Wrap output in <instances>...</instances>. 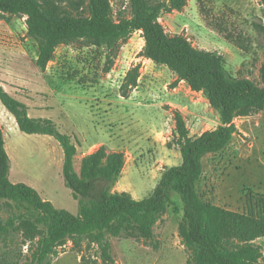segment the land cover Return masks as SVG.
I'll return each instance as SVG.
<instances>
[{
  "label": "rangeland",
  "instance_id": "1",
  "mask_svg": "<svg viewBox=\"0 0 264 264\" xmlns=\"http://www.w3.org/2000/svg\"><path fill=\"white\" fill-rule=\"evenodd\" d=\"M114 21L130 19L129 0H110ZM82 14L89 15L88 1ZM77 14V13H76ZM27 17L4 13L0 18V86L25 103L33 118L51 119L62 133L82 142L76 160L79 172L85 156L105 146L108 153L125 154V167L113 192L147 198L165 169L181 164L174 135L175 112H181L190 136L221 125V116L201 92L178 83L167 67L143 56L142 32L119 38L116 47H98L88 39L60 44L47 69L37 66L38 43L28 35ZM169 36L182 35L199 50L223 56L228 74L261 86L264 25L262 0H186L180 11L162 13L159 19ZM139 67L137 87H122L128 73ZM238 128L231 143L203 160L197 189L205 201L235 212H246L250 190L264 194V111L235 118ZM0 127L10 156V180L36 189L58 209L79 213V203L65 186L64 152L50 136L20 131L15 118L0 101ZM173 205L153 228L151 240L115 238L110 243L112 261L102 260L93 235L83 236L75 247L68 239L57 248L51 264H188L190 252L179 237L183 204L172 195ZM40 214L22 204L0 201V219L19 220ZM43 232L46 225L40 224ZM264 251V239L256 241ZM29 244L17 234L0 244L4 256L30 264Z\"/></svg>",
  "mask_w": 264,
  "mask_h": 264
},
{
  "label": "trees",
  "instance_id": "2",
  "mask_svg": "<svg viewBox=\"0 0 264 264\" xmlns=\"http://www.w3.org/2000/svg\"><path fill=\"white\" fill-rule=\"evenodd\" d=\"M88 1L89 15L82 13ZM133 16L114 21L110 0H0V18L4 13L27 17L28 35L38 43L37 66L45 71L54 59L57 47L77 39H88L98 47L114 49L119 38L142 32L143 56L167 67L186 82L193 92H201L221 116V125L199 136L191 137L181 112H175V143L181 153V164L162 173L153 192L143 200L128 192L112 188L125 167V154L108 153L105 146L85 156L80 171L76 160L82 142L62 133L51 119L33 118L28 106L0 86V101L15 118L21 132L53 137L64 152L63 178L79 203V213L56 208L25 183L10 180V156L0 127V201L26 206L40 214L19 220L0 219V244L20 234L29 244L30 264H51L57 248L70 239L80 246L83 236L93 235L102 249V260L112 261L110 243L105 234L115 238L151 240L159 218L173 205L172 195L183 204L179 237L190 252L188 264H264V251L256 243L264 239V194L250 190L246 212L240 213L205 201L197 185L203 175V160L226 149L238 134L235 118H248L264 111V25L261 86L248 79L230 76L223 56L192 46L182 35L169 36L160 15L180 11L186 0H129ZM264 5V0H262ZM77 13V14H76ZM139 67L127 75L122 87H137ZM46 225V232L40 224ZM0 264H19L6 257Z\"/></svg>",
  "mask_w": 264,
  "mask_h": 264
},
{
  "label": "crops",
  "instance_id": "3",
  "mask_svg": "<svg viewBox=\"0 0 264 264\" xmlns=\"http://www.w3.org/2000/svg\"><path fill=\"white\" fill-rule=\"evenodd\" d=\"M182 83H185L184 81Z\"/></svg>",
  "mask_w": 264,
  "mask_h": 264
}]
</instances>
